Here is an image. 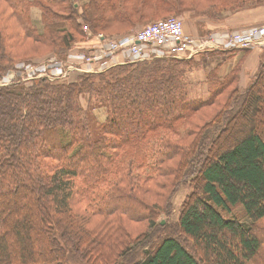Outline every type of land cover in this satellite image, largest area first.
<instances>
[{"label": "trees", "instance_id": "trees-1", "mask_svg": "<svg viewBox=\"0 0 264 264\" xmlns=\"http://www.w3.org/2000/svg\"><path fill=\"white\" fill-rule=\"evenodd\" d=\"M260 6L0 0V79L18 61L89 52L85 23L122 36L162 16L209 25ZM197 59L0 85V264H257L262 256L264 264V67L242 91L240 67L220 75L222 61L214 63L208 97L191 98ZM98 106L107 114L94 133ZM182 184L191 190L177 222L162 223Z\"/></svg>", "mask_w": 264, "mask_h": 264}, {"label": "built area", "instance_id": "built-area-1", "mask_svg": "<svg viewBox=\"0 0 264 264\" xmlns=\"http://www.w3.org/2000/svg\"><path fill=\"white\" fill-rule=\"evenodd\" d=\"M95 40L96 44L91 46L89 52H78V49L71 51L66 61H57L56 69L43 63L37 70L30 71L29 66L17 63L15 68L3 76L0 85L16 81L20 75H23V79H29L31 73L54 80L70 78L69 68L98 72L122 62V57L135 62L164 56L191 57L199 51H228L255 47L264 44V24L252 25L243 30H221L205 36H193L184 31L180 18L169 17L122 36L108 37L98 33ZM21 72L23 74H20Z\"/></svg>", "mask_w": 264, "mask_h": 264}, {"label": "rangeland", "instance_id": "rangeland-1", "mask_svg": "<svg viewBox=\"0 0 264 264\" xmlns=\"http://www.w3.org/2000/svg\"><path fill=\"white\" fill-rule=\"evenodd\" d=\"M83 1H85V0H78V3H82ZM246 10H249V9H245L243 11L233 12L229 16H233V15L239 14V12H244L246 14H249L250 16L251 15H255L254 13H251V12H255L254 9L253 10H249L248 12H245ZM32 15H33V19L35 20V22H38L40 20V18H39L40 12H39L38 8H36V7L33 8ZM169 17L180 18L182 20L183 24H184L185 32L190 34V35H193V36H202V35L205 36V35H208V34H210L212 32L221 31V30L222 31H226V30H243V29H247V28L252 26V25H247V26H244V27H242L240 29L218 27V28H212L211 30L208 29L209 31H207V28H206V26L208 25L207 21L204 24H202L198 17L192 18V17H190L188 15H184L183 16V15H174V14H172V15H169V16L159 17V19L158 18H153V19L146 20L143 23L141 22V24H137L136 26H134L131 32H135V31H137L139 29H142L146 25H148L150 23H153V22H155L157 20L164 19V18H169ZM239 17L240 18H244L243 15H240ZM225 19H223V20H225ZM223 20H220V21L211 20L210 24L216 23V22H221ZM263 24L264 23H260V24H256V25H263ZM83 28H84L85 32L87 33V38H86L87 40L86 41L91 43L89 45V48H91V46L96 44L95 36L98 33H103L104 35H106L108 37H113V36H110L108 34H105L104 32L92 33L86 23L83 24ZM131 32H129V33H131ZM129 33H126V34H129ZM118 36H120V35H118ZM255 47H257V46H255ZM255 47H249L248 49H252V48H255ZM75 49H78L77 46L75 48L71 49L68 52V55H69V53L71 51H73ZM237 49H239V48H235V49L228 50V51H218V50L205 51V52L204 51H199V52H197V53H195L194 55L191 56V57H194V58H198L201 61V68L198 69V70H193V72L191 74V77H190L191 81H192V84L189 86V96L191 98H203L204 99V98L208 97L209 91H208L207 82L205 80L208 70L211 67H213L212 64L215 63V65H216L220 61H222V64H221V67H220V68H222L228 62V58H231L232 63H233V61L237 59V58L233 57L235 55V53H236L235 51ZM77 51L78 52H82V51L86 52V50H82V49H78ZM204 54H206V55H204ZM68 55H67V57L65 59H60L59 57H57L55 55H50L49 57H46V58H41V57L40 58H36V59H34V61H30V62L18 61L17 63H22L24 66H29V70L30 71L37 70L38 67L40 66V64H43V63L48 65L49 68L56 69L58 67V62L57 61H66L67 58H68ZM121 60H122V62L112 64L111 66L107 67L106 69L98 71V72H95V73L103 72V71H105V70L109 69L110 67H112L114 65H117V64H124V63L130 62V61H127L123 57L121 58ZM234 66H236V68L238 66L241 67V64H235ZM234 66H232V67H234ZM261 66L264 67V63L263 62L261 63L260 67ZM69 69L71 70L70 73H69L70 78L67 77V78H57V79L58 80H60V79H65V80L73 79L74 80V79H77L81 74L86 73L84 71H78V70H74V69H71V68H69ZM257 73L254 76L251 77V79H250V81L248 83H250L252 80H254V78L256 77ZM20 74H23V72H21ZM34 74L35 73H31L30 74L31 76L29 77V79L30 78H35V77H41V76H35ZM1 80H2V78L0 79V81ZM50 80H53V79H50ZM247 85L248 84H246V83L245 84L243 83L242 85L240 84V89L242 91L245 90V87ZM106 114H107V110H106V108H104L102 106H98V107L92 109V111H90L89 117H91V120H92V125H93L92 129H93L94 133H97V130H98L97 128L99 126V123L105 118ZM194 128H195V126H194ZM190 190H191V188L187 184H182L178 188L177 192L173 195V198H172V200H173V212L169 216H163L162 221L164 220L165 223L166 222L167 223L168 222L169 223L177 222L178 217H179L180 212H181L180 211L181 204H182V202H183V200L185 198V195ZM22 211L23 210H21V208H16L15 209V213L17 215H20L22 213ZM185 240H186L187 244H189V245L193 244L191 239L185 237ZM262 263H263V256L259 257V259L257 260V264H262Z\"/></svg>", "mask_w": 264, "mask_h": 264}, {"label": "crops", "instance_id": "crops-1", "mask_svg": "<svg viewBox=\"0 0 264 264\" xmlns=\"http://www.w3.org/2000/svg\"><path fill=\"white\" fill-rule=\"evenodd\" d=\"M253 9L255 10V12L251 13H254L255 15L250 16L249 14H246L244 12H239V14L228 16L221 22L209 24L208 29L218 27L240 29L247 25L264 23V6L251 8L249 10ZM249 10H246L245 12H248ZM240 15H243L244 18H240ZM235 52L236 53L233 57L237 59L232 63L231 58H228V62L226 63V65L220 68L219 73L220 75H224L235 64H241L240 84H249L248 82L250 81L251 77L254 76L260 69L261 63H264V44L258 45L257 47L252 49L239 48Z\"/></svg>", "mask_w": 264, "mask_h": 264}, {"label": "water", "instance_id": "water-1", "mask_svg": "<svg viewBox=\"0 0 264 264\" xmlns=\"http://www.w3.org/2000/svg\"><path fill=\"white\" fill-rule=\"evenodd\" d=\"M165 221L163 220L162 223H164Z\"/></svg>", "mask_w": 264, "mask_h": 264}]
</instances>
